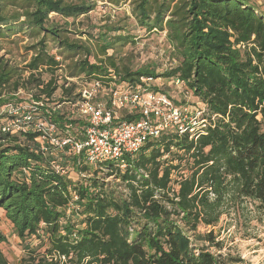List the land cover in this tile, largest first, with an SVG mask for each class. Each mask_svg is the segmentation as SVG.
Masks as SVG:
<instances>
[{
  "label": "trees",
  "instance_id": "16d2710c",
  "mask_svg": "<svg viewBox=\"0 0 264 264\" xmlns=\"http://www.w3.org/2000/svg\"><path fill=\"white\" fill-rule=\"evenodd\" d=\"M98 1L129 3L138 27L165 35L164 70L134 69L122 57L135 36L113 14L93 23ZM25 30L38 39L27 49L30 60L20 66L0 55V104L24 103L12 102L24 92L25 102L43 105L35 122L54 123L58 136L70 130L83 139L87 123L75 105L93 81L137 87L152 78L150 88L175 103L155 83L180 80L198 102L176 106L204 110L207 127L195 126L197 139L163 132L126 157L124 168L88 165L69 146L62 152L69 148L72 161L61 156L58 165L33 129L3 133L10 116L0 110V211L29 249L21 264H246L215 228L224 219H231L227 229L264 219V13L244 0H0V37ZM7 242L0 232V264H11Z\"/></svg>",
  "mask_w": 264,
  "mask_h": 264
},
{
  "label": "built area",
  "instance_id": "2783aa9c",
  "mask_svg": "<svg viewBox=\"0 0 264 264\" xmlns=\"http://www.w3.org/2000/svg\"><path fill=\"white\" fill-rule=\"evenodd\" d=\"M142 82L144 86L124 84L116 87L114 83L105 86L101 81H93L81 87V98L75 105L78 116L87 123L81 141H77L70 130L58 136L59 130L54 123H36L34 115L43 105L35 102L5 104L1 114L9 115L10 119L2 126V132L16 134L33 129L40 134L37 141L43 144L46 154L54 155L56 150L63 151L69 146L77 154L83 153L88 165L117 162L122 168L126 157L135 155L163 132L172 129L179 135L189 132L191 139H197L195 126L207 127L203 117L205 111L198 110L192 115L188 106H176L168 96L152 90V78L142 79ZM175 86L184 89L185 84L177 80ZM123 114L137 118L123 120Z\"/></svg>",
  "mask_w": 264,
  "mask_h": 264
},
{
  "label": "rangeland",
  "instance_id": "374dc122",
  "mask_svg": "<svg viewBox=\"0 0 264 264\" xmlns=\"http://www.w3.org/2000/svg\"><path fill=\"white\" fill-rule=\"evenodd\" d=\"M259 1L262 2V7H264V0ZM260 11L264 13V9ZM112 14L113 16L111 17ZM89 16L90 20L97 25L104 23L109 16L112 21L119 22L120 20H125L130 27L131 33L135 36L136 44L134 46H128L123 51L122 57L128 56L132 60V67L134 69L143 66H153L156 70H164L167 54L170 51V46L166 41L165 35L157 32L148 34L145 30L138 27L131 16V7L129 3L123 4L120 8H115L109 3L98 1L97 9ZM1 30L5 31V29ZM1 36L0 55L5 56L13 63L20 66H23L25 62L30 60L33 52L28 51L27 49L34 45L38 39H32L28 30L9 37L7 35ZM83 40H87V36H84ZM50 46H52V44H50ZM56 52V49L51 50V53ZM59 57V60L63 59L62 56ZM91 61L94 62V58H91ZM58 75V84L61 85L64 81V72L59 71ZM43 78L46 81H49L50 75L44 73ZM155 84L171 95L177 105L186 103L189 107H194L198 102L194 96L189 93H183V89L177 88L172 83L166 85L164 80L157 79ZM61 93L62 91L59 89L55 95L57 100L61 97ZM27 99V95L24 92H21L13 98L12 102H25ZM9 102L10 101L5 98L4 104H0V110ZM44 146L49 145L44 143ZM61 152V150H56L54 152V158L57 160L56 164H63L61 162V156H63V161L67 160L66 158H68V161H72V157L69 156L71 154L69 148H67L64 153ZM67 172L69 173L70 178L74 181H77L80 178L79 174L73 169L72 163H68ZM111 180L113 179H110V181ZM230 222L231 219H224V221L215 228V230H218L219 228L222 230L221 239L225 240L228 247H234L235 251H238L243 257L246 264H264V219H252L248 229L236 227L227 229L228 223ZM224 228H226V230ZM0 232L8 238V242L2 245V250L7 259L11 264H21L22 260L27 257L29 249H27L26 245H23L14 234L13 226L6 219L5 213L2 211H0ZM36 244L37 241H33L29 248H35Z\"/></svg>",
  "mask_w": 264,
  "mask_h": 264
},
{
  "label": "crops",
  "instance_id": "0c3cea01",
  "mask_svg": "<svg viewBox=\"0 0 264 264\" xmlns=\"http://www.w3.org/2000/svg\"><path fill=\"white\" fill-rule=\"evenodd\" d=\"M246 3L252 5L253 7L257 8L258 10H263L264 7H262V2L259 0H244Z\"/></svg>",
  "mask_w": 264,
  "mask_h": 264
}]
</instances>
